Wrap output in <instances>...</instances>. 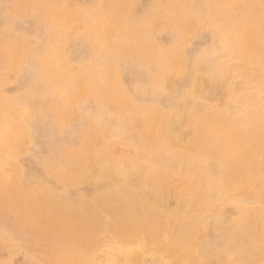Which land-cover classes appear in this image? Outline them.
I'll return each mask as SVG.
<instances>
[{
	"label": "rangeland",
	"instance_id": "1",
	"mask_svg": "<svg viewBox=\"0 0 264 264\" xmlns=\"http://www.w3.org/2000/svg\"><path fill=\"white\" fill-rule=\"evenodd\" d=\"M172 258L264 264V0H0V264Z\"/></svg>",
	"mask_w": 264,
	"mask_h": 264
},
{
	"label": "bare ground",
	"instance_id": "2",
	"mask_svg": "<svg viewBox=\"0 0 264 264\" xmlns=\"http://www.w3.org/2000/svg\"><path fill=\"white\" fill-rule=\"evenodd\" d=\"M174 2H176L177 0H173ZM131 3V2H130ZM121 24H123L122 22H121ZM111 46H112V44H111ZM37 211V210H36ZM139 233V232H138ZM137 235V234H136ZM138 236V235H137ZM140 236V235H139ZM132 237H133V235H132ZM131 237V238H132ZM136 238V237H135ZM126 243H128V242H126ZM122 244V243H121ZM165 244V243H164ZM175 244V243H174ZM152 245V243L151 242H148V248L150 247ZM158 245H159V243H158ZM157 245V246H158ZM156 246V245H155ZM171 246H173L172 244H171ZM131 248L130 249H132L133 251H143L147 246L146 245H133V246H130ZM159 247V246H158ZM158 247H156V248H158ZM155 248V247H154ZM161 248H162V246H161ZM168 248V247H167ZM164 250H165V248H163ZM177 249V248H176ZM174 250V249H173ZM168 253L169 252H171V250L170 251H167ZM162 253H163V251H162ZM177 256V255H176ZM172 257V256H171ZM170 257V258H171ZM184 258H185V256H183ZM137 258V257H136ZM134 259V258H133ZM178 259V258H177ZM183 259V258H182ZM181 259V260H182ZM135 260V259H134ZM141 260V259H140ZM169 261H171V259H168ZM128 261H129V259H128ZM133 261V260H132ZM174 262V263H173ZM149 263V262H148ZM172 263L173 264H180V261H178V260H176V259H174V258H172ZM182 264V263H181ZM184 264V263H183Z\"/></svg>",
	"mask_w": 264,
	"mask_h": 264
}]
</instances>
